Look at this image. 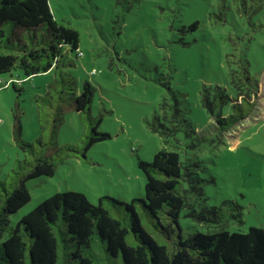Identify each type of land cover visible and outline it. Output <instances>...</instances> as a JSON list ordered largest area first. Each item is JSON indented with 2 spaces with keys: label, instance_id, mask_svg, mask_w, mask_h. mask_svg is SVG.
Listing matches in <instances>:
<instances>
[{
  "label": "rangeland",
  "instance_id": "obj_1",
  "mask_svg": "<svg viewBox=\"0 0 264 264\" xmlns=\"http://www.w3.org/2000/svg\"><path fill=\"white\" fill-rule=\"evenodd\" d=\"M57 20L80 32L79 50H65L61 70L75 77L81 86L87 80L94 88L88 112L67 109L56 133L59 147H83L90 126L110 137L91 145L85 156L66 153L52 176L25 181L29 201L9 215L15 224L40 201L57 191L74 190L96 203L101 195L120 201L144 197L145 177L137 157L152 161L154 153L168 144L152 132L150 120L165 96L159 80L169 76L179 106L200 140L179 133L195 170L202 179L205 203L223 204L227 212H240L229 218L230 230L246 231L255 225L264 231V2L253 11V0H49ZM225 6L220 10L221 5ZM198 21L196 29L189 25ZM240 57L246 63L259 90L252 105L244 102L246 113L221 133L200 104L204 86L227 84V59ZM56 70L24 78L20 69L1 73L0 80L22 79L17 92L9 84L0 88V181L12 186L17 179L18 162L25 158L12 137L13 113L20 111L22 138L33 142L48 140L37 120L34 96L43 94ZM223 112L239 108L226 103ZM190 198L195 203V195ZM180 223L183 235L207 231L185 215Z\"/></svg>",
  "mask_w": 264,
  "mask_h": 264
},
{
  "label": "trees",
  "instance_id": "obj_2",
  "mask_svg": "<svg viewBox=\"0 0 264 264\" xmlns=\"http://www.w3.org/2000/svg\"><path fill=\"white\" fill-rule=\"evenodd\" d=\"M263 2L253 0V11L260 10ZM242 3L244 8L246 0ZM224 8L223 4L220 10ZM197 26V20L189 25L192 29ZM79 42V30L57 20L49 0H0V74L20 69L27 79L56 70L45 92L34 96L37 120L42 131L48 130V140H24L21 112L13 113L12 137L25 158L18 162L12 186L0 181V264H264V231L255 225L246 231L228 229L225 222L229 218H240L239 211L230 208L227 212L222 207L234 204L231 200L221 205L205 203L202 179L194 168L197 163L187 150L196 144L182 143L179 133L192 139L195 134L198 141L205 135L190 126L169 76L159 80L165 96L146 122L171 148L157 150L150 162L137 157L145 177L143 198L126 202L101 195L92 203L82 192L57 191L10 224L9 215L30 199L26 180L52 176L64 154L85 156L91 145L110 137L97 129V121L90 126L83 147H59L56 142L64 112H88L92 104L93 86L87 80L79 86L74 76L61 70L66 49L81 55ZM228 55L231 93L216 84L204 86L200 95V104L219 133L246 116L241 105L248 102L251 106L259 90L243 59ZM24 80H0V88L11 84L19 92L17 83ZM226 103L239 108L238 115H226ZM183 209L188 210L185 215L209 224L205 225L207 231L184 236Z\"/></svg>",
  "mask_w": 264,
  "mask_h": 264
}]
</instances>
